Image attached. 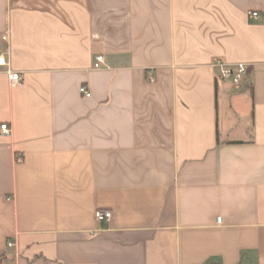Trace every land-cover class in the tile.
<instances>
[{"label":"crops","instance_id":"1","mask_svg":"<svg viewBox=\"0 0 264 264\" xmlns=\"http://www.w3.org/2000/svg\"><path fill=\"white\" fill-rule=\"evenodd\" d=\"M0 53V264H264V0H0Z\"/></svg>","mask_w":264,"mask_h":264},{"label":"built area","instance_id":"2","mask_svg":"<svg viewBox=\"0 0 264 264\" xmlns=\"http://www.w3.org/2000/svg\"><path fill=\"white\" fill-rule=\"evenodd\" d=\"M250 16L253 18H257L259 15L257 12H251ZM3 39L7 40V35H4ZM102 62L103 56L97 55L95 56V62L93 66L95 68H98ZM212 66L214 69H216L219 79L229 81L235 86L242 85L248 74V65L243 62L227 63L222 59L217 58L213 61ZM0 72L6 73L9 85L11 86L19 85L23 81L22 73L11 68L7 55L5 53H0ZM79 92L86 97L90 96V92L84 85H81L79 87ZM0 133L2 135L9 136L11 133L10 125L7 123H2L0 125ZM17 160H21V157H18ZM94 217L97 221L109 220L111 218V211L97 209L94 212ZM220 220L221 217H217V223H219ZM13 245L14 243L12 241H9L7 243V246L9 247H12Z\"/></svg>","mask_w":264,"mask_h":264},{"label":"trees","instance_id":"3","mask_svg":"<svg viewBox=\"0 0 264 264\" xmlns=\"http://www.w3.org/2000/svg\"><path fill=\"white\" fill-rule=\"evenodd\" d=\"M251 95H252V93H251Z\"/></svg>","mask_w":264,"mask_h":264}]
</instances>
